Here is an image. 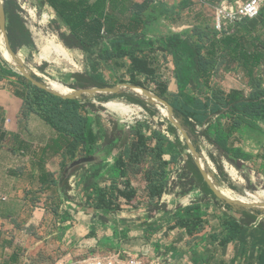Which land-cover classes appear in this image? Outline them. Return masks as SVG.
<instances>
[{
	"label": "crops",
	"instance_id": "obj_1",
	"mask_svg": "<svg viewBox=\"0 0 264 264\" xmlns=\"http://www.w3.org/2000/svg\"><path fill=\"white\" fill-rule=\"evenodd\" d=\"M166 1L169 4H179L182 1H188L190 4L204 3L201 0ZM225 1L229 2H220ZM155 29L153 31H156L157 36L161 35L160 41H163L165 48H169L172 37L175 36L177 40L189 37L193 28L182 22L174 26L169 21H164ZM259 33H264V28ZM159 53L157 52L158 57ZM189 60L188 69L178 71L176 68L173 80H170L165 68L169 66L173 70V63L163 67L161 62L163 69L161 67L159 70L157 80L143 76L137 82L153 86L165 80L166 88L163 94L169 99L177 98L181 105L194 111L195 100L207 104L211 96L208 94L206 101L200 98L206 87L200 76L194 73L192 58ZM125 64L128 66L130 63L126 60ZM3 68L13 71V67L6 63V59H0V264H31V261L32 264H49L46 258L56 247V226L62 224L59 219L64 218L66 221L78 223L75 231L65 227L61 233L64 237L60 238L67 246L70 243L75 245V249L71 251L73 256L89 253V247L95 243L93 247L96 252L126 250L150 258H167L170 259V264H264V207L243 199L249 190H252L245 182L248 178L245 172L249 167H257L259 182L264 184V163L257 161L258 146L252 141H246L245 128L242 127L241 131L237 132L236 135L242 139L236 146L255 156L252 162L245 163L247 169L236 168L234 175L228 171H220L214 184L205 178L194 154L191 153L186 156V173H181L182 183L190 180V191L184 192L175 200L173 194H164L166 206L160 207L166 209L165 211H150L148 206L133 208L121 200L114 213L95 210L87 202L88 197L93 196L99 188L109 187L116 171V157L102 154L92 162H83L77 169L72 168V164L86 158L75 159L70 163L66 155L67 150H59L56 146L59 140L56 130L49 126L40 114H30L27 111L24 85L20 83V86L18 82L12 81L11 77L5 76ZM86 71H89V68ZM260 72L264 76V64L260 67ZM217 80L227 93L241 91L247 96L251 92L241 69L228 73L222 68ZM141 88L136 89L150 92L147 86ZM153 104H157L160 109L162 107L159 103ZM91 124L93 129H96L97 119L91 118ZM260 125L264 130V123ZM172 128L179 133L177 128ZM95 129L94 131L97 130ZM173 136L178 137L177 134ZM184 145L188 147L187 144ZM196 150L198 151V148ZM189 159L195 163L198 172L190 171L187 167ZM94 173V183L90 184L89 179ZM254 185L256 186V182ZM219 191H222L225 197H222ZM227 206H231V210ZM215 210L222 213L215 217ZM249 216L253 218L252 222ZM174 218L177 221L173 223L175 228L171 231L165 229L152 240L136 239L133 250L123 247L122 241L126 237H141L158 223L162 224ZM94 219L105 229L100 231L104 234L90 242L87 241L89 236L85 231ZM233 220L241 225L237 238L223 245L222 240L229 232L228 222ZM248 221L249 224H241ZM207 222L211 227L204 230L206 225H209ZM199 226L200 232L196 230ZM110 227L116 229L111 231Z\"/></svg>",
	"mask_w": 264,
	"mask_h": 264
},
{
	"label": "trees",
	"instance_id": "obj_2",
	"mask_svg": "<svg viewBox=\"0 0 264 264\" xmlns=\"http://www.w3.org/2000/svg\"><path fill=\"white\" fill-rule=\"evenodd\" d=\"M220 1L203 0L211 5ZM234 1L229 0V2ZM3 2L8 16L7 31L15 53L18 54L26 48L32 52L37 51L32 31L21 15L23 8L20 0H3ZM35 2L40 12H43L47 6L52 8L56 14V29L67 48L82 49L93 59L89 71L74 75L72 90L76 92L112 90L119 84L142 89L144 84L137 82L140 77L157 80L158 72L162 67L157 52L163 49V45H157L161 35L157 36L153 29L164 21L175 22L189 10L190 5L188 1L169 4L166 0H36ZM263 28L264 6L257 19L242 20L234 25L231 33L225 31L220 33L209 23L195 25L189 39L192 46L193 70L204 82L211 100L209 98L207 104L195 100V110L192 111L187 106L181 105L177 98L169 99L176 119L195 134L197 127L211 122V117L216 118L223 109H229V112L217 118L218 123L214 133L209 130L202 132L206 141L216 149L218 157L212 156V160L219 171H223V159L238 170H243L247 169L245 163H250L255 158L236 146V143H240L242 139L241 136L236 135V131L240 132L242 127L246 129V141H252L259 148L257 161L264 163V130L260 125L264 123V76L260 72V67L264 64V33H259ZM131 39L143 42L141 49H146V52L141 50L139 55L122 52L123 44ZM126 60L130 63L128 66L125 64ZM103 63L107 64L104 70ZM222 68L228 73L241 69L251 89L250 94L246 96L241 91L227 93L217 80ZM107 72L112 74L108 75ZM3 74L11 78L18 77L8 68H3ZM33 77L50 90L44 80L35 75ZM19 79L25 87L27 111L30 114H40L45 122L56 130L59 135L56 146L59 150L61 148L67 150L66 155L70 163L82 157L92 162L102 154L113 155L116 157L114 168L123 174L127 161L133 164L138 158L134 156L130 137L137 136L140 139L141 146L138 150L142 151V146L146 144L143 133L132 131L127 124L122 126L116 124L112 137L107 138L98 120L97 130L94 131L91 118L96 108L90 100L92 97L90 94L83 95L82 100L65 99L34 83H26L21 77ZM93 97L99 103L120 99L143 109L148 106L145 95L139 97L135 91L129 90H126L123 96L103 92ZM170 131L172 135L178 136L176 129L171 128ZM176 143L181 151L188 150V147L178 140ZM188 161L187 167L190 171L198 172L195 163L191 159ZM155 164H160V171H164L168 165L167 162L160 160ZM75 168L77 169L78 166ZM157 174V171L152 174L154 178L150 185L152 198H161L163 192L167 191V183L157 178ZM95 176L96 173L91 175L90 184L94 183ZM118 192L119 188L113 179L109 188L95 190L93 196L89 195L87 202L95 210L114 213L118 209ZM227 207L231 210V206ZM248 218L252 222L253 218L251 216ZM241 224H249V221ZM228 227V236L222 240L223 245L230 240H236L241 225L233 220L228 222ZM196 230L200 232L201 227H197Z\"/></svg>",
	"mask_w": 264,
	"mask_h": 264
},
{
	"label": "rangeland",
	"instance_id": "obj_3",
	"mask_svg": "<svg viewBox=\"0 0 264 264\" xmlns=\"http://www.w3.org/2000/svg\"><path fill=\"white\" fill-rule=\"evenodd\" d=\"M24 1H27L29 3L26 7L28 10H31L33 12L34 10H37V14L34 15V12V17H29V20L26 21L29 29L32 31L37 51L32 52L28 48H26L18 53L21 63H17L15 65L9 63L10 66L13 67V71L17 74L18 77L10 79H12V81L18 82L19 85L20 83L23 84V82L19 81L20 77L23 78L26 83L31 82L27 77L22 76V71L24 70V67H27L31 73L38 75H36V77L40 78L41 80H44L47 83L46 86L49 85L50 87V80H52V82H54V85H51L53 90L58 89L57 91L64 95H75L77 92H75L74 90L72 92V89H70L71 85L74 83L73 77L76 74L85 73L87 68L90 69L91 60L93 59L82 49H69L65 46L61 38V34L56 29V15L50 6H47L43 12H40L39 7L35 2L36 0ZM193 4L189 5L190 9L187 12L185 11L184 15L182 14L181 18H179L175 22L170 23L176 26L179 22H182L191 25L192 28L199 23H209L213 26L215 10L222 3L217 2L213 5L205 2L201 4ZM24 15L28 17L30 13L24 9ZM189 39L190 35L189 37L179 38L178 40L174 36L170 40L171 45L169 46V48H165L164 44L162 43L163 41H157L158 46L163 45V49L160 50L159 53L160 57H158L157 55L161 62H163V67L165 66V64L172 65L173 63L174 65L173 70L169 66V68L165 67L166 73L168 71L167 74H169L170 80H173V73L176 72V68L178 69V71H180L179 69L186 70L189 68V59L192 58V46ZM53 43H55L57 46H62L64 48L67 53L68 60L65 57H62L63 55L59 56L56 54ZM143 44L144 43L139 41L138 39H131L130 41H126L125 44H123L122 52L139 55L141 50L146 52V49H141V46ZM49 45L51 47L50 49ZM114 52L117 53L115 49ZM4 55L13 61L6 49H4ZM0 59H4L2 52H0ZM82 60H88V62ZM106 65V63L102 64L103 70L105 69ZM107 74L111 75L112 73L107 72ZM164 82L165 80L157 82L153 86H150L149 83L143 84L145 87L147 86V89L150 91V93L154 94V96L161 98L163 101L169 104V97L163 94L164 88H166ZM118 86H121V90L116 94H120L122 96L126 92L125 90H129L133 87L128 84H119L116 86V88ZM222 87L224 89V86ZM116 88H114L115 92ZM135 92L136 95H138L139 97L141 96V94H143L140 90H137ZM106 93L110 94L112 92L106 91ZM203 93V95L200 94V98H203L206 101L209 92H207V90L205 89ZM89 94L92 96L90 97V100L93 101V104L96 108V112L94 113L92 118H94L95 120L97 119L101 122L102 128L105 130L107 137H112L114 125L117 124L122 126L123 124H127L132 131L142 132L146 138V144L142 146V151H139L138 149L141 146L140 139H138L137 136L130 137L132 139L134 156H138L139 159L137 158L133 164L130 163V161H127L126 168H124L123 170V174L121 171L118 170H116L113 174V179L119 188L118 202L121 200L123 203L130 205L133 208L148 206V209L150 211L160 209L165 211L166 209L160 207V200L164 196V194H173V199L175 200L176 198L180 197L181 194H183L184 192H187L188 190L190 191L188 185L190 180L187 179L184 183L181 182V173L184 172L186 169V167L183 165V162L186 156H188L189 151H181L176 143V140H178L181 144H186L187 141L184 138L185 136H183V134H181L180 132L178 133V137H174L172 135L170 129L172 128V126H174V123L170 122L172 120L170 117H168L166 122H162L161 118H159L158 116V114L160 113V108L157 106V104H153L152 101L147 100L146 104L148 106L147 108L143 109L139 106L133 107V105H130L126 101L120 99H116L108 103H99L96 99H94L92 95L93 93ZM110 104L130 108V110L134 111V113L129 115H123L118 111H114L113 109L108 108L107 105ZM173 120L175 122H178L180 127L182 126V122L176 119L175 114ZM217 123L218 119L212 118L211 122L203 123L200 126V129H203L204 127L206 128L205 130H209L211 133H214ZM166 125L170 126L169 136L166 135V132L164 131ZM182 128L185 130L187 129L186 131L193 137L196 136L195 133L191 132L188 127L182 126ZM205 130L201 131L200 135H197V138H195V140L192 141L191 144L194 146V150L198 148V151L196 150L197 158L199 157V162L196 161L197 165L205 173V175L207 174V179L211 182H214L215 184V177L220 171L217 169L215 163L213 162L212 156L217 158L218 154L216 152V149L212 147L202 135V132H204ZM186 136L188 138H191L187 134ZM158 160L168 163L164 171L159 170L160 164H155ZM222 165L224 173L228 171V173H231L232 175L235 174V170H237L235 166H232L224 159L222 160ZM156 171L158 172L157 178L162 179L163 182H166L168 185L167 191L163 192L161 198L151 197L150 185L154 181V178H152V174ZM257 172L258 168L255 166L253 167V169L249 167V170L245 172L246 176L248 177L245 182L250 189L252 188V190H249L250 195H245L243 199H247L248 202L251 203H259L262 208L264 207L262 206L264 205V184L259 182V176ZM254 182H256V186L254 185ZM219 192L222 197H225L222 191ZM215 211V217L222 213V211L219 210ZM59 220H61V223L63 225L58 224L56 226V247L52 249L53 253L46 258V262H49V264H54L57 259L63 258L65 255H74V253H71V251L75 249V245H73V243L68 242L70 243V245L67 246V243H62V240H60V238L63 239L64 237L61 236V233L63 232L62 230H65V227H67V230L75 231V227L78 226V223H74L73 221H66L65 218ZM166 221L162 224L158 223L156 227H154L150 231L148 230L141 237H126L122 241L123 247L129 250H133L135 247L134 243L137 242L136 239L140 241H142V239L152 240L153 238H155V236H158L161 232H164L165 229L171 231L175 228V225L173 224L177 221L175 218L169 219V222ZM207 224L209 225H206L204 230H207L211 227L209 222H207ZM110 228L111 231L116 229L115 227ZM102 229L105 228L101 227L94 219L92 223L87 226L85 231L89 236V239H87V241L91 242L97 240V237H99V235L104 234V232H100ZM94 244L95 243H93L89 247V252H96L95 248L93 247ZM30 263L32 264V261Z\"/></svg>",
	"mask_w": 264,
	"mask_h": 264
},
{
	"label": "built area",
	"instance_id": "obj_4",
	"mask_svg": "<svg viewBox=\"0 0 264 264\" xmlns=\"http://www.w3.org/2000/svg\"><path fill=\"white\" fill-rule=\"evenodd\" d=\"M201 1L203 2V0ZM28 4L29 3L27 1L20 0V5L23 8V12L21 13V15L23 16L25 21L29 20V17H34V15L37 14V10H34L35 12L34 14L33 11L28 10L26 8ZM263 6H264V0H246V1L239 0L233 3H229L225 1L221 5H219V7H217L215 10L213 27L220 33L224 31L231 33L234 25L240 23L242 20L257 19L260 16V12ZM24 9L30 13L28 17L24 15ZM4 49L8 51L10 57L13 59L12 62L8 57L4 55ZM0 50L2 52V55L4 56V59H6V62L8 65H10L9 63H12L14 65L18 63L10 50L8 37L2 29L1 17H0ZM26 71L29 74H32L35 76L37 75V74L31 73L28 69H26ZM22 76L26 77V74L22 72ZM52 83H53L52 80H50V85ZM160 105L162 107L160 109V113L158 114V116L159 118H161L162 122H166L168 117L171 118L170 111L164 105L162 104ZM133 107H138V106L133 105ZM227 112H229L228 108L223 109L222 112L217 114L216 118H219V116H222L223 114ZM214 117L215 116H212V118ZM170 122L172 123V121ZM174 126L179 130L181 134H183V136H185L184 138L187 141L186 144L190 148V150H188L189 151L188 154L193 153L196 158V161L199 162V159H198L199 157L197 158L195 152L192 149L191 143L192 141L195 140V138H197V135L199 136L200 132L205 130L206 128L203 127V129H200L201 127H197L196 128L197 133L195 134L196 136L193 137L186 130L181 128L179 125L174 124ZM169 128L170 126L168 125H166V128H164V131L166 132V135L168 136L170 132ZM186 134L191 138H188ZM186 162H187V158H185L183 162V165L185 167H186ZM247 194L250 195L249 193ZM164 197L166 196L164 195L160 200L161 207L166 206ZM54 264H170V259L163 258V257L150 258L144 255H141L139 253H134L131 251H126V250H103L100 252H89V253H85L82 255H76V256H71L70 254H68V255H65L63 258L57 259Z\"/></svg>",
	"mask_w": 264,
	"mask_h": 264
},
{
	"label": "water",
	"instance_id": "obj_5",
	"mask_svg": "<svg viewBox=\"0 0 264 264\" xmlns=\"http://www.w3.org/2000/svg\"><path fill=\"white\" fill-rule=\"evenodd\" d=\"M0 17H1V23H2V29H3V31L5 32V34L7 35V37H8V41H9V47H10V50H11V52H12V54H13V56L15 57V59L17 60V62H18V64L19 63H21V61H20V59H19V55L17 54V53H15V51L13 50V48H12V45H11V42H10V38H9V35H8V31H7V23H8V16H7V14H6V8H5V3L3 2V0H0ZM23 65H25V64H23ZM26 69H28L27 67H24V70L22 71V72H24L25 74H26V77L32 82V83H34L35 85H37V86H40V87H42V88H44V89H46V90H48V88L47 87H45L44 85H42V84H40V83H38V82H36V80H34V77H33V75L32 74H29L27 71H26ZM50 88V90H48V91H50V92H52L53 94H56V96H61V97H63V98H65V99H70V100H82V98H83V95H85V94H89V93H93L92 95H98V94H102L103 92H105L106 93V91H111L112 93H110V94H116V93H118L120 90H121V87H118V88H116V92H115V90L114 89H112V90H106V91H86V92H77L75 95H66V96H63V95H61V94H59V93H57L56 91H54L51 87H49ZM129 90H131V91H137V89L136 88H130ZM142 93H143V95H145L146 97H147V100L149 101V100H151V101H153L154 103H159V104H162V105H164L165 107H167L168 109H169V111H170V114H171V121L174 123V124H176V125H179V124H177V122H175L174 120H173V117H174V111H173V108L167 103V102H165V101H163L161 98H159V97H157V96H154V94H152V93H150V92H148V91H146V90H142ZM180 126V125H179ZM181 128H182V126H181ZM192 149H193V151L195 152V154H196V156H197V153H196V150H194V147H192ZM88 163L89 162V160L88 159H86V160H79V161H77L76 163H74V164H72V168L73 167H76V166H79V164H81V163ZM203 172V171H202ZM203 174H204V176H205V173L203 172ZM206 178V177H205ZM257 204H259V203H257Z\"/></svg>",
	"mask_w": 264,
	"mask_h": 264
},
{
	"label": "bare ground",
	"instance_id": "obj_6",
	"mask_svg": "<svg viewBox=\"0 0 264 264\" xmlns=\"http://www.w3.org/2000/svg\"><path fill=\"white\" fill-rule=\"evenodd\" d=\"M52 42V41H51ZM53 46H54V49H55V51H56V54L57 55H63L62 57H65L67 60H68V57H67V53H66V51L64 50V48L62 47V46H57L55 43H53ZM51 47H50V45H49V49H50ZM44 49V48H43ZM53 49V50H54ZM52 50V51H53ZM44 52V51H43ZM47 52V51H46ZM49 55V54H48ZM70 59V58H69ZM66 61V60H65ZM11 62H12V60H11ZM75 62V61H74ZM51 85H54V82L51 84ZM57 87V86H56ZM58 89H56L55 91L57 92V93H59V91H57ZM59 94H61V93H59ZM107 107L108 108H111V109H113L114 111H118V112H120L121 114H123V115H129V114H132V113H134V111H132V110H130V108H125V107H123V106H117V105H113V104H110V105H107ZM207 175V174H206ZM205 175V176H206ZM208 177V176H207ZM206 177V178H207ZM229 193H230V191H229ZM244 201V200H243Z\"/></svg>",
	"mask_w": 264,
	"mask_h": 264
}]
</instances>
